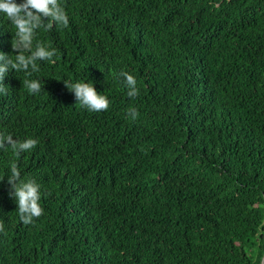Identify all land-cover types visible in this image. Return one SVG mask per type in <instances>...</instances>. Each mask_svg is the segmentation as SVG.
<instances>
[{
  "label": "trees",
  "instance_id": "1",
  "mask_svg": "<svg viewBox=\"0 0 264 264\" xmlns=\"http://www.w3.org/2000/svg\"><path fill=\"white\" fill-rule=\"evenodd\" d=\"M59 2L69 23L37 30L28 54L56 55L31 75L0 14V134L38 141L0 145V264H261L264 0ZM81 79L107 110L79 103ZM23 179L43 208L27 224Z\"/></svg>",
  "mask_w": 264,
  "mask_h": 264
},
{
  "label": "clouds",
  "instance_id": "2",
  "mask_svg": "<svg viewBox=\"0 0 264 264\" xmlns=\"http://www.w3.org/2000/svg\"><path fill=\"white\" fill-rule=\"evenodd\" d=\"M0 14L6 17L13 25L16 36L14 46L20 41L24 44V49L12 61L13 67L18 72L27 70L29 65H31L33 70H38V64L36 63L38 59H46L48 62H54L52 57L56 55V50L49 46L36 43V47L31 51V54H28V50L31 48L37 30L41 28L50 29L53 20L58 22L59 25H68V14L59 0H0ZM41 14L50 18L47 24L42 22ZM2 58L3 56L0 54V59ZM5 72L6 67L0 65V80L3 79ZM24 72L29 75L32 73L31 71ZM121 74L125 77L126 86L129 89L128 96H137L138 88L135 77L127 72ZM66 83H68L70 88L75 90L79 103L83 107L93 112L108 109L110 103L108 96L103 94V92H98L93 82L81 79L74 83L68 81ZM26 87L30 92H39L41 83L37 79L27 80ZM3 91V87L0 86V93ZM131 111L134 117L138 116L136 109H132ZM4 141L11 143V147L16 155H19L18 148L30 151L38 143L34 138H27L17 143L13 141L12 136L0 134V145H3ZM11 172L13 177L19 176V170L15 163L11 165ZM39 189L40 185L34 179H23L16 185L15 195L18 200L19 215L26 224L31 222L33 218H38L43 214Z\"/></svg>",
  "mask_w": 264,
  "mask_h": 264
},
{
  "label": "water",
  "instance_id": "3",
  "mask_svg": "<svg viewBox=\"0 0 264 264\" xmlns=\"http://www.w3.org/2000/svg\"><path fill=\"white\" fill-rule=\"evenodd\" d=\"M263 258H264V253H263V256H262V259H261V264H262V260H263Z\"/></svg>",
  "mask_w": 264,
  "mask_h": 264
},
{
  "label": "rangeland",
  "instance_id": "4",
  "mask_svg": "<svg viewBox=\"0 0 264 264\" xmlns=\"http://www.w3.org/2000/svg\"><path fill=\"white\" fill-rule=\"evenodd\" d=\"M262 264H264V258H263V260H262Z\"/></svg>",
  "mask_w": 264,
  "mask_h": 264
}]
</instances>
